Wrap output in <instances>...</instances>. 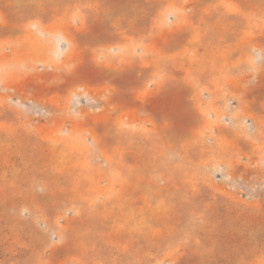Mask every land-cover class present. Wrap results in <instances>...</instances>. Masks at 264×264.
Here are the masks:
<instances>
[{
    "label": "rangeland",
    "instance_id": "1",
    "mask_svg": "<svg viewBox=\"0 0 264 264\" xmlns=\"http://www.w3.org/2000/svg\"><path fill=\"white\" fill-rule=\"evenodd\" d=\"M0 264H264V0H0Z\"/></svg>",
    "mask_w": 264,
    "mask_h": 264
}]
</instances>
